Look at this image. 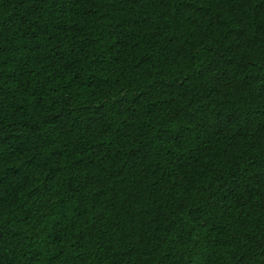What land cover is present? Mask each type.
Segmentation results:
<instances>
[{
	"label": "trees",
	"instance_id": "obj_1",
	"mask_svg": "<svg viewBox=\"0 0 264 264\" xmlns=\"http://www.w3.org/2000/svg\"><path fill=\"white\" fill-rule=\"evenodd\" d=\"M0 264H264V0H0Z\"/></svg>",
	"mask_w": 264,
	"mask_h": 264
}]
</instances>
